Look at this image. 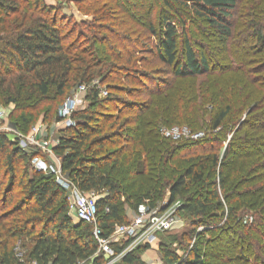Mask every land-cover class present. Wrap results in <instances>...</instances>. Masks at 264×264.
<instances>
[{
    "label": "trees",
    "instance_id": "16d2710c",
    "mask_svg": "<svg viewBox=\"0 0 264 264\" xmlns=\"http://www.w3.org/2000/svg\"><path fill=\"white\" fill-rule=\"evenodd\" d=\"M73 1L94 20L78 24L45 0H0V105L14 104L24 124L40 113L60 121L62 102L88 87L89 107L54 151L74 186L97 195L105 237L129 224L125 206L137 213L168 195L192 231L162 238L166 264H264V0H158V11ZM197 25L208 45H195ZM175 124L210 132L174 142L162 127ZM36 155L0 132V264H106L65 189L31 168ZM193 236L202 241L181 259L174 246ZM148 248L122 263L144 264Z\"/></svg>",
    "mask_w": 264,
    "mask_h": 264
},
{
    "label": "rangeland",
    "instance_id": "374dc122",
    "mask_svg": "<svg viewBox=\"0 0 264 264\" xmlns=\"http://www.w3.org/2000/svg\"><path fill=\"white\" fill-rule=\"evenodd\" d=\"M46 3L50 6H61L63 8L62 13L67 15L68 17H71L74 22L78 24L82 23H89L94 20L93 15H86L85 11H82V9H87L89 6V3L86 2L85 4H82L79 6L76 5V3L73 0H45ZM145 4L152 3L156 5L158 11V7L164 8V5L162 2L158 0H144ZM123 3V2H122ZM134 8L137 7V2L133 3ZM124 8H129L128 6L125 7L124 3L122 4ZM147 7V5L143 6V8ZM137 12V11H136ZM141 15V12H137V15ZM144 13V12H143ZM172 14H175V12ZM155 16L157 17V13H155ZM143 20V19H142ZM190 35L195 39L196 43L195 45L201 46L203 43L205 45L207 44V38L199 34V32H205V27L201 25H197L190 28ZM77 31H83L87 35L90 34L88 29L86 27H81L78 28ZM183 45L180 44V55L183 53ZM197 47V48H199ZM200 49V48H199ZM161 68V67H160ZM166 69V68H163ZM165 71V70H164ZM166 73V71H165ZM167 73H170V71L167 70ZM161 77H167L169 76H161ZM97 83V82H96ZM82 86H79L77 89L73 90L70 96H68L61 104V106L57 109L58 110V117H60V112H61V107L64 105V103L67 101L69 98H73L76 100V106L74 107V113L80 110H84L89 107V101H88V87L87 90H81ZM102 91H105L104 88ZM103 95V93L101 92ZM135 100L137 99H142L140 98H134ZM209 112L214 111V106H209ZM71 120V123L73 124L72 117L70 119L69 117H66L65 119H62L59 121L56 118H51L49 117V114L45 113H40L37 114V117L31 124H24L23 121L19 117V113L16 112V106L14 104H7V105H0V132H5L9 135L10 139L15 141L18 139L19 136H22L26 142L28 143V151H33L35 153H38L34 157L31 163V168L36 169L38 171L37 167L35 166L37 163L42 162L44 163L49 170L46 171L47 174L50 172H55L51 173L58 182V179L63 180L64 183L67 184L68 188L67 190L65 189L68 197L71 195L73 191V183L68 179L67 175L63 173L62 171V162L61 158L55 153L54 148L58 145L59 142V137L62 135V131L67 128L68 122ZM175 129L179 131V133H183L184 130L188 131V135H198L205 137L207 133L210 132V127H205L204 129L200 130H191L187 125H181V124H175L171 127H162V134L164 132H173ZM166 137V136H165ZM168 138V137H167ZM171 138V137H169ZM182 138V137H181ZM181 138H171L174 142H178L182 140ZM185 139V138H184ZM188 139V138H187ZM190 139V138H189ZM200 140V139H199ZM36 167V168H34ZM46 173L45 171H42ZM2 181V176L0 175V182ZM60 184V183H59ZM61 186V185H60ZM6 188V185H4ZM62 187V186H61ZM63 188V187H62ZM64 189V188H63ZM169 197L166 195L165 199H163L159 203V206L164 203L165 201H168ZM179 204V210L177 212V224L175 225L174 229L171 231L165 232V233H159L158 234V239L159 241L157 243H154L148 250H146L144 253H141V261L144 262V264H166L165 260L163 259V254L161 252V247L160 243L162 242V238H166L167 235H179L181 236L183 233L191 232L192 228L189 224V222L183 217V215L180 212L181 206H182V201L179 200L175 202ZM124 213L128 216L129 218V223L137 216L138 212H134L132 209H130L129 206H125L124 208ZM227 213V212H226ZM227 217V214L224 216V219ZM75 223L76 222L75 217H72ZM224 223V221H223ZM203 229L199 228L198 233L202 232ZM229 234H225L224 237H226ZM202 239L200 237L193 236L191 243L188 244L187 246L185 245L183 248L180 247V245H175L174 250L176 251V254L181 258V259H186L191 251L192 245L195 243L201 242ZM152 248V249H151ZM203 251V249H201ZM21 258V256H18ZM116 264H123L122 259H115ZM216 262H213V264ZM36 264V263H33Z\"/></svg>",
    "mask_w": 264,
    "mask_h": 264
},
{
    "label": "built area",
    "instance_id": "2783aa9c",
    "mask_svg": "<svg viewBox=\"0 0 264 264\" xmlns=\"http://www.w3.org/2000/svg\"><path fill=\"white\" fill-rule=\"evenodd\" d=\"M81 90H87L86 86H82ZM104 96L107 95L106 91H101ZM76 106V100L73 98L67 99L61 107L60 117L73 116ZM71 120L68 126H71ZM188 131L184 130L179 133L177 129L171 132H164L163 135L171 138H185V139H201L202 136L188 135ZM20 147L23 150H28V143L26 140L19 136ZM38 171H48L49 168L42 162L35 165ZM34 167V168H36ZM47 173V172H46ZM55 173L50 172L48 174ZM58 183L67 190L68 186L63 180L58 179ZM97 195L95 193H82L73 185V191L69 196L70 214L75 217L79 223L90 224L93 227V233L98 243V252L96 257L102 255L105 257L106 264H116L115 259H122L126 254L138 249L139 247L149 246V248L159 241L158 234L165 233L174 229L177 224V212L179 204H170L169 200L162 203L160 206L151 207L148 204L143 205L137 216L127 225L117 226L115 231L105 237L103 229L99 226L98 208H97ZM123 252L117 254L115 249L117 247H124ZM18 256H21L19 254Z\"/></svg>",
    "mask_w": 264,
    "mask_h": 264
},
{
    "label": "crops",
    "instance_id": "0c3cea01",
    "mask_svg": "<svg viewBox=\"0 0 264 264\" xmlns=\"http://www.w3.org/2000/svg\"><path fill=\"white\" fill-rule=\"evenodd\" d=\"M76 220V219H75ZM76 222H78L77 220H76ZM152 249V248H151Z\"/></svg>",
    "mask_w": 264,
    "mask_h": 264
}]
</instances>
